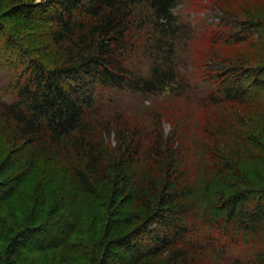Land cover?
<instances>
[{
	"label": "trees",
	"instance_id": "obj_1",
	"mask_svg": "<svg viewBox=\"0 0 264 264\" xmlns=\"http://www.w3.org/2000/svg\"><path fill=\"white\" fill-rule=\"evenodd\" d=\"M213 1L0 0V264H264V0Z\"/></svg>",
	"mask_w": 264,
	"mask_h": 264
},
{
	"label": "rangeland",
	"instance_id": "obj_2",
	"mask_svg": "<svg viewBox=\"0 0 264 264\" xmlns=\"http://www.w3.org/2000/svg\"><path fill=\"white\" fill-rule=\"evenodd\" d=\"M38 1H41V0H38ZM231 1H232V5L238 7L237 1H239V3L243 2L245 4L247 0H231ZM255 5H257V8L261 7V4H255ZM216 12H218V10L213 0H179V5L175 9L174 14L178 17L180 21H183L184 23H191L192 25L197 26L199 24L198 21H202V20L204 22H206L207 20L213 21V22L219 21V19L216 17L217 15ZM182 64H183V61H182ZM127 97H130V96H127ZM132 99L134 98H125L124 101H129V100L131 101ZM203 117L204 116L202 115L200 116L198 114H195L194 120H192L191 122L193 135L200 136L201 131H202V125H204ZM262 121L264 122L263 119ZM185 125L186 124L183 121L182 126L185 127ZM163 128H164L166 135H170L171 131L173 130V121L172 120L165 121ZM248 165H249V170L253 172V175H254L253 177L259 178L260 174H262V171L259 168L261 166L257 165V162L250 163ZM218 264H224V263L221 262Z\"/></svg>",
	"mask_w": 264,
	"mask_h": 264
}]
</instances>
